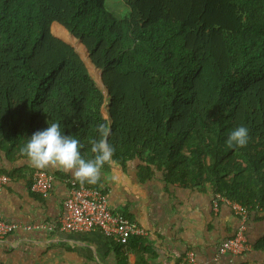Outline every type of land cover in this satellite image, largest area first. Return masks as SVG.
<instances>
[{
	"label": "trees",
	"instance_id": "16d2710c",
	"mask_svg": "<svg viewBox=\"0 0 264 264\" xmlns=\"http://www.w3.org/2000/svg\"><path fill=\"white\" fill-rule=\"evenodd\" d=\"M126 8L119 19L106 0H0V149L25 157L32 134L59 123L89 160L106 124L112 159L124 167L139 159L141 179L159 171L168 184L209 188L264 213V0H126ZM56 22L103 70L112 123L85 47ZM240 126L246 146L228 147ZM83 185L105 191L102 179Z\"/></svg>",
	"mask_w": 264,
	"mask_h": 264
},
{
	"label": "crops",
	"instance_id": "0c3cea01",
	"mask_svg": "<svg viewBox=\"0 0 264 264\" xmlns=\"http://www.w3.org/2000/svg\"><path fill=\"white\" fill-rule=\"evenodd\" d=\"M139 159L126 167L112 159L109 171L101 170L102 188L110 207L140 224L147 232L139 241L124 245L100 230L65 232L61 220L67 208L70 172L48 167L55 176L47 195L32 191L37 168L27 156L12 159L0 149V170L13 176L0 188V218L19 228L0 239V264H188L193 253L197 264H264V213H252L247 235L251 250L244 254L221 253V244L236 234L241 218L231 206L215 209L209 189L168 184L163 174L143 180ZM57 173H65L61 178ZM148 248L144 251V248Z\"/></svg>",
	"mask_w": 264,
	"mask_h": 264
},
{
	"label": "built area",
	"instance_id": "2783aa9c",
	"mask_svg": "<svg viewBox=\"0 0 264 264\" xmlns=\"http://www.w3.org/2000/svg\"><path fill=\"white\" fill-rule=\"evenodd\" d=\"M32 191L49 194L54 187L55 176L45 170L38 169L32 173ZM13 176L0 170V188H4L12 181ZM71 188L67 199V208L61 220V230L65 232H89L100 230L105 236L127 245L131 238L147 234L146 230L137 222L121 213L114 212L110 207L109 194L106 191L79 185L71 180ZM231 206L241 218L236 234L225 240L219 250L221 253L244 254L251 250L252 245L247 235L250 212L239 202L232 201L218 194L215 199V209H219V202ZM19 224L0 218V239L15 232ZM188 264H197L193 253L189 255Z\"/></svg>",
	"mask_w": 264,
	"mask_h": 264
},
{
	"label": "clouds",
	"instance_id": "9594fccd",
	"mask_svg": "<svg viewBox=\"0 0 264 264\" xmlns=\"http://www.w3.org/2000/svg\"><path fill=\"white\" fill-rule=\"evenodd\" d=\"M97 131L100 139L91 141L94 158L89 160L81 155L80 141L71 135H65L59 123H50L46 129L34 132L21 152L37 169L58 168L70 172L82 185L85 182L96 185L101 179V170L105 164L112 163L115 152L108 142L110 128L106 124H100ZM248 139L249 130L240 126L230 133L226 143L228 147H244Z\"/></svg>",
	"mask_w": 264,
	"mask_h": 264
},
{
	"label": "rangeland",
	"instance_id": "374dc122",
	"mask_svg": "<svg viewBox=\"0 0 264 264\" xmlns=\"http://www.w3.org/2000/svg\"><path fill=\"white\" fill-rule=\"evenodd\" d=\"M106 8L109 12L115 14L116 17H118L119 19H123L128 14V8H126V0H106ZM71 45H73V44H71ZM73 46L75 48H77L75 45H73ZM77 51H78V49H77ZM96 69L98 71V75L91 73L90 69H89V71H90L91 76L95 80L96 84L98 85V87H100L105 94V98H106L105 101L106 102H105V105L103 107V114L105 115L106 118H109L108 110H109L110 105H111V97L107 96L106 88L102 84V79H104L103 78V70L99 69V68H96Z\"/></svg>",
	"mask_w": 264,
	"mask_h": 264
},
{
	"label": "water",
	"instance_id": "95a60500",
	"mask_svg": "<svg viewBox=\"0 0 264 264\" xmlns=\"http://www.w3.org/2000/svg\"><path fill=\"white\" fill-rule=\"evenodd\" d=\"M55 24V23H54ZM56 24H58V25H60L62 28H64L66 31H68L72 36H73V38H75L76 40H79L82 44H83V42L80 40V39H78L67 27H65L64 25H62V24H60V23H58V22H56ZM58 37V36H57ZM60 38V37H59ZM62 39V38H61ZM64 40V39H63ZM66 41V40H65ZM83 46L85 47V49H86V52H87V54L89 55V61H90V63L91 64H93L96 68H98L94 63H93V61H92V59H91V57H90V52H89V49L83 44ZM76 50H77V48H76ZM85 61V60H84ZM86 63V62H85ZM102 84H103V86L106 88V91H107V96L108 97H111V92H110V90H109V88L106 86V84H105V82H104V79H102ZM108 113H109V120L111 121V123L113 122V119H112V114H111V111H110V108H109V110H108Z\"/></svg>",
	"mask_w": 264,
	"mask_h": 264
}]
</instances>
